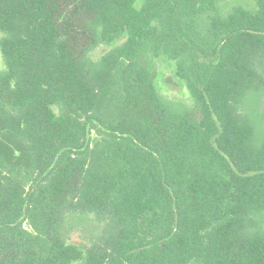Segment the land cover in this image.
Here are the masks:
<instances>
[{
    "label": "trees",
    "instance_id": "1",
    "mask_svg": "<svg viewBox=\"0 0 264 264\" xmlns=\"http://www.w3.org/2000/svg\"><path fill=\"white\" fill-rule=\"evenodd\" d=\"M224 1L0 0V264H264V0Z\"/></svg>",
    "mask_w": 264,
    "mask_h": 264
},
{
    "label": "rangeland",
    "instance_id": "2",
    "mask_svg": "<svg viewBox=\"0 0 264 264\" xmlns=\"http://www.w3.org/2000/svg\"><path fill=\"white\" fill-rule=\"evenodd\" d=\"M234 5H243L245 7L252 8L254 6V0H226L221 4L220 8L221 11H227ZM108 48L109 47L107 45L99 46L92 52V57L98 58ZM4 68L5 66L0 52V71L4 70ZM154 82L162 96L171 100L182 101L191 104V99L184 83L175 75V62L173 60H169L166 57H159L156 60ZM71 241H79V236L77 234H73L71 236Z\"/></svg>",
    "mask_w": 264,
    "mask_h": 264
}]
</instances>
